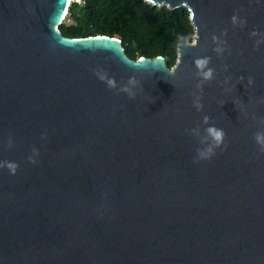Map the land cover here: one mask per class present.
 <instances>
[{
    "label": "water",
    "instance_id": "95a60500",
    "mask_svg": "<svg viewBox=\"0 0 264 264\" xmlns=\"http://www.w3.org/2000/svg\"><path fill=\"white\" fill-rule=\"evenodd\" d=\"M145 2L190 13L173 68L0 0V264H264V0Z\"/></svg>",
    "mask_w": 264,
    "mask_h": 264
},
{
    "label": "trees",
    "instance_id": "16d2710c",
    "mask_svg": "<svg viewBox=\"0 0 264 264\" xmlns=\"http://www.w3.org/2000/svg\"><path fill=\"white\" fill-rule=\"evenodd\" d=\"M67 18L72 25L60 28L65 38L118 37L131 60L162 56L169 68L177 62L178 46L194 36L186 8L171 10L145 0H83L70 6Z\"/></svg>",
    "mask_w": 264,
    "mask_h": 264
},
{
    "label": "clouds",
    "instance_id": "9594fccd",
    "mask_svg": "<svg viewBox=\"0 0 264 264\" xmlns=\"http://www.w3.org/2000/svg\"><path fill=\"white\" fill-rule=\"evenodd\" d=\"M232 20H233V23H236L237 18L233 16ZM253 35H256L255 31L253 32ZM197 63H198V66L202 67L203 65L207 63V60H200ZM211 72L212 70L209 69L208 72L203 73V75L205 76V78H208L211 76ZM100 79L104 80L105 77L100 76ZM113 83H114L113 80L108 81L109 85H112ZM197 106L201 107V105H197ZM205 119L207 120V117H205ZM207 131H208L209 136L213 138V140L216 142L217 145H219L222 140L223 133L215 128H209ZM254 139L256 143L260 146V150L264 152V132H257L254 136ZM212 155H214V151L212 148H208L207 151L199 153L200 159H210ZM17 167L18 166L14 163L8 164V168L12 171L13 174L15 173V170Z\"/></svg>",
    "mask_w": 264,
    "mask_h": 264
},
{
    "label": "built area",
    "instance_id": "2783aa9c",
    "mask_svg": "<svg viewBox=\"0 0 264 264\" xmlns=\"http://www.w3.org/2000/svg\"><path fill=\"white\" fill-rule=\"evenodd\" d=\"M82 2H83V0H72V1H71V5H72L73 3L82 4ZM64 21H69V20H68V18H66ZM69 22H70V21H69ZM63 24H64V22H63Z\"/></svg>",
    "mask_w": 264,
    "mask_h": 264
},
{
    "label": "rangeland",
    "instance_id": "374dc122",
    "mask_svg": "<svg viewBox=\"0 0 264 264\" xmlns=\"http://www.w3.org/2000/svg\"><path fill=\"white\" fill-rule=\"evenodd\" d=\"M64 24L67 25V26H71L72 25V23L69 22V21H64Z\"/></svg>",
    "mask_w": 264,
    "mask_h": 264
},
{
    "label": "bare ground",
    "instance_id": "6f19581e",
    "mask_svg": "<svg viewBox=\"0 0 264 264\" xmlns=\"http://www.w3.org/2000/svg\"><path fill=\"white\" fill-rule=\"evenodd\" d=\"M70 1H72V0H70ZM68 14V13H67ZM64 22V21H63Z\"/></svg>",
    "mask_w": 264,
    "mask_h": 264
}]
</instances>
